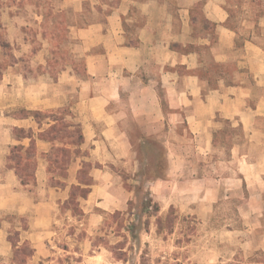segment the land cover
Instances as JSON below:
<instances>
[{"label":"crops","instance_id":"obj_1","mask_svg":"<svg viewBox=\"0 0 264 264\" xmlns=\"http://www.w3.org/2000/svg\"><path fill=\"white\" fill-rule=\"evenodd\" d=\"M106 1L61 0L60 11L80 19L67 36L82 71L68 63L55 78L48 38L37 48L17 36L0 42V62L10 59L0 67V264H12L15 234L33 250L27 264L51 263L61 235L54 226L84 165L92 185L79 200L82 215H66L84 233L82 246L90 247L107 215L128 209L139 188L161 208L186 198L187 210L208 212L222 170L218 185L238 183L244 203L248 187L256 188L255 249L264 251V0ZM88 5L97 16L85 23ZM12 9H2L0 21L16 33ZM60 110L69 111L65 120L78 126L82 143L54 186L53 145L40 137L53 122L31 113ZM15 129L32 138L17 140ZM32 141L35 185H22L8 156Z\"/></svg>","mask_w":264,"mask_h":264},{"label":"rangeland","instance_id":"obj_2","mask_svg":"<svg viewBox=\"0 0 264 264\" xmlns=\"http://www.w3.org/2000/svg\"><path fill=\"white\" fill-rule=\"evenodd\" d=\"M100 1L105 3V0ZM6 6H12V12L17 16L16 33L8 31L4 22L0 21V42L17 36V39L21 37L34 43V48H37L41 45L40 40L44 39L42 35L53 31V18L58 17L61 0H0V13ZM52 8L54 12L50 11ZM77 15L73 9L68 10L65 12L66 22H80ZM96 16L88 5L84 22L93 21ZM58 47L50 62L52 75L56 78L58 71L68 63L75 64L76 69L82 71V62L74 57V46L66 33ZM3 51L11 57L13 49ZM9 60L6 59L5 63L8 64ZM5 63L0 62V67ZM233 135L230 129L224 139ZM218 158L219 153H216L215 159ZM222 175V170L215 173L216 187L220 189H217L216 203L207 207L208 212L206 206L199 205H187V210L182 204L186 198L177 199L178 207L172 204L161 208L148 192L139 188L136 200L125 212H116L104 218L97 234L90 238V247L80 245L84 233L77 232L78 225L66 219L70 211L62 208L54 226L61 234L58 236L60 242L53 255L45 260L51 263L45 264H79L84 260L95 264H264V251L255 249L260 244L255 236L258 225L255 217L261 212L260 207L254 204L257 190L254 186L248 187L244 203V192L239 191L238 183L218 185ZM146 201L152 202L148 211L142 207ZM156 207L158 212L153 209ZM192 208L193 211L198 209L199 215L188 213ZM70 213H73L74 219L80 216L79 211ZM170 213L171 223L163 221L159 226L157 220H164ZM12 222L14 226L22 223L14 218ZM65 234H75L74 239H79V243L67 242ZM11 238L16 243L17 238L14 235ZM13 259L19 264L30 258L17 254L13 255Z\"/></svg>","mask_w":264,"mask_h":264},{"label":"trees","instance_id":"obj_3","mask_svg":"<svg viewBox=\"0 0 264 264\" xmlns=\"http://www.w3.org/2000/svg\"><path fill=\"white\" fill-rule=\"evenodd\" d=\"M50 11L54 12L52 8ZM58 17L54 19V28L53 31L43 34L42 37L50 39L54 45V50H58V44L62 39V36L68 32V27L73 23L66 22L65 11H58ZM45 17L48 16L46 15ZM44 17V20H47ZM58 19V20H57ZM68 39V36H67ZM65 42V39L64 41ZM6 44H2V46ZM22 115H25V112H21ZM31 115L34 117L38 123L41 124L42 121H51L53 125L49 128V130L40 135V137L50 143H52L53 147L51 152L48 154V172L51 175V181L54 186L60 185V179H64L67 176V169L70 163L76 158L80 156L79 146L82 143V135L80 129L76 125H72L67 123L65 118L69 115L68 110H60L56 113H40L33 112ZM14 137L17 140L24 138H32L31 133H27L24 130L15 129ZM8 166L12 168L16 175L18 176L22 185H35V170L37 166L36 162V150L34 142L30 144L28 148H24L23 146H14L12 147L10 154L8 156ZM92 185V181L88 176V166L84 165L82 170L79 172L78 177V185L73 186L71 189V194L69 200L62 206V208L69 210L70 212H80V216L82 215V211L79 207V200L85 199L88 196L90 187ZM132 203V202H131ZM129 204V206L131 205ZM151 201H146L143 203L142 207L144 210H149ZM128 206V207H129ZM68 207L70 209H68ZM155 212H158V208H153ZM73 215V213H72ZM74 216V215H73ZM171 213L168 214L165 219H158L157 223L159 226L165 221L170 224ZM16 238V234L14 235ZM12 236H10V241L13 245V255L21 254L24 257L31 258L33 255V250L26 243L21 245L18 244V238L16 243H13ZM29 250L28 253H26ZM28 260H24V262H20L19 264H27ZM12 264H18L12 260Z\"/></svg>","mask_w":264,"mask_h":264}]
</instances>
